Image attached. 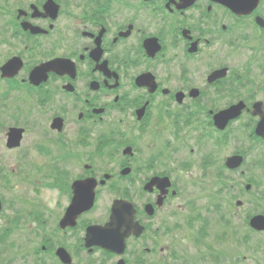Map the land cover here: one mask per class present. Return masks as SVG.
Instances as JSON below:
<instances>
[{"label":"flooded vegetation","instance_id":"af4514ba","mask_svg":"<svg viewBox=\"0 0 264 264\" xmlns=\"http://www.w3.org/2000/svg\"><path fill=\"white\" fill-rule=\"evenodd\" d=\"M0 1V49L6 50L0 51V82L7 86L0 99L10 101L18 88L41 96L39 105L25 107L26 126L11 125L24 128L20 144L5 145L26 169L16 179L32 176L41 187H25L9 199L0 195V216L5 205L11 210L3 216V232L12 235L16 224H26L29 234L36 233L31 228L37 226L40 249L47 251L52 239L46 226L54 225L55 236L75 246L88 226L103 224L110 214L105 208L99 214L104 217L94 219L91 209L75 225L60 226L74 177H92L98 181V199L107 189L122 188L121 198L134 202L144 231L128 240L149 242L144 254L152 253L154 264H162L164 252L173 258L174 250L161 245L156 255L155 248L160 235L174 234L175 210L184 208L176 177L190 174L184 167L192 162H182L179 155L189 149L198 157L194 164L218 175L219 148L232 139L234 154L247 159L258 152L264 168V140L255 134L259 117L253 114L255 105H264V0L241 11L220 0ZM50 2L58 6L56 16ZM16 57L22 67L11 78L2 77L1 66ZM53 59L62 60L58 70L30 83L32 69ZM236 105H243L240 114L219 128L216 115ZM29 128L36 137L24 146ZM260 141L263 147L256 145ZM207 145L209 152L199 157ZM8 173L14 174L0 168L3 188H8ZM65 176L70 180L63 183ZM154 178H169L170 186L148 185ZM44 188L56 191L53 205L41 195ZM68 244L57 246L70 249Z\"/></svg>","mask_w":264,"mask_h":264},{"label":"rangeland","instance_id":"374dc122","mask_svg":"<svg viewBox=\"0 0 264 264\" xmlns=\"http://www.w3.org/2000/svg\"><path fill=\"white\" fill-rule=\"evenodd\" d=\"M1 4V1H0ZM2 48V47H0ZM1 52H5L6 50L0 49ZM4 57L0 56V61ZM7 86L0 82V93H2ZM16 92L13 94V99L10 98L8 107L5 114H0V168L4 167L6 171L13 170L14 174L10 176V181L8 188H3V183L6 181L0 180V195L4 196L6 199H9L13 193H21L24 191L25 187L38 186L41 187V182L37 184L34 182V177L30 176L29 180H18L16 179V175L26 174V169L24 168V163L16 158V154L9 152L5 147V130L8 126L18 124L20 126H26L28 121L25 117V107L37 106L38 101L40 99V94H33L26 89L20 88L19 90H14ZM24 107L20 109L17 113L13 112L14 106ZM3 104L0 99V111H2ZM8 114L10 116H8ZM36 123L39 124V120L35 119ZM244 121V120H243ZM40 133V128L37 127L35 129ZM36 137V134L33 133L32 128H29L26 134L24 135V146L28 143V139L30 141ZM220 146V145H219ZM236 143L234 141L228 140L222 143V147L219 148L218 159L221 162H217L214 165H220V175L217 176L216 173L214 175L207 174V171L212 170L213 168L208 167L204 171L200 168L199 164H194L193 160L198 158L197 155L189 153V149L186 151L184 155H179V159L182 162H189L186 164L184 169H188L190 174H187L184 171V174H180L176 177V179L180 182L182 186V195H181V203L184 206L183 210L176 211V217L174 219V234L173 235H160L159 245L155 248L156 255L159 254V246L161 245H170V248L175 250V255L178 258L174 259L170 257L167 251L164 252V261L162 264H214L213 260L209 258L205 262L199 259L198 253L199 250L195 246L193 242V236L197 229H199L202 225H206V230L210 232V236L203 238L206 243H209L212 247V250H219L220 248L223 250H234L238 254L247 255L248 259L241 261L239 264H264V232L263 233H253L249 231V227L245 222V218L247 215H253L256 213H263L264 211V201L259 199L261 196V192L264 189V168L261 167V161H263L262 156H260L257 152L254 156L251 154L247 160L245 161L244 167L242 169L246 170V173L241 176L239 173H232L231 171L225 170L223 167L224 160L227 156L233 154L236 149ZM210 145L206 146L204 151H201L199 154L203 156L206 151L209 152ZM253 148V146H252ZM259 147H255V150ZM218 150V149H216ZM18 153V152H17ZM257 165V166H256ZM203 170V171H201ZM216 170V169H215ZM222 175V176H221ZM43 182H46L41 177H38ZM75 178V177H74ZM70 180V177L65 176L63 178V183H66ZM120 184L126 185V181L124 179H120ZM217 180L222 185V183H226L223 185V189L221 191H216L217 188ZM21 181V182H18ZM215 181V182H214ZM214 182V184H213ZM250 183V190L245 189V184ZM122 188L117 189H107L102 194L101 199L99 200L98 206L92 212L95 216L94 219H101L99 214L102 213L105 208L108 206V201L118 196V192ZM47 190L44 188L41 191V195L47 197V202L49 203V199L53 200L50 205H53L54 198L56 197V191ZM132 199L135 197V192L132 191ZM33 196L31 192L29 197ZM242 200V205L237 207L235 205L236 200ZM64 202V201H63ZM11 210L8 209V205H5L4 214L0 216V231L3 229L2 220L3 216H8ZM105 214V213H104ZM223 217V218H222ZM197 218L196 225L190 230L188 226L183 223V219H193ZM202 218V219H198ZM224 219V220H222ZM228 221L225 223V221ZM179 223L178 225H176ZM26 227V233L29 234V230ZM31 229H36L29 234L27 247L23 245L24 237H20L18 234L14 233L10 237L7 238L6 244H0V264H57L56 258L53 254L49 252H44L40 249L41 247V236L39 235V227L33 226ZM52 225L46 226L47 233L52 236V245H56L60 242H64L68 244V241L65 239H59L54 234H51ZM237 233H233L234 231ZM188 231V232H187ZM227 234L222 235L223 232ZM247 234L249 239L248 245H237L236 238ZM222 236V240L220 243H217V236ZM14 243H16L14 245ZM71 247V251L74 253L76 249L71 242L68 244ZM144 246L150 248L149 242L145 240L139 242L129 243V247L127 253L123 256L125 258L127 264H134V258L132 255L137 253L140 249L142 250ZM205 247H201V251H203ZM39 252L38 255H34L33 252ZM81 251V250H79ZM200 251V252H201ZM209 253V251H207ZM86 253V252H85ZM84 252L77 255V264H116L117 258L105 256L100 251L92 255H86ZM28 254V255H27ZM27 255V257H26ZM259 255V256H258ZM105 256V257H104ZM239 256V257H241ZM156 257L150 254L145 255L146 264H154ZM161 259V258H160ZM187 259L189 261H187ZM259 260L260 262H257ZM195 262V263H194ZM160 264V263H158ZM225 264V263H221Z\"/></svg>","mask_w":264,"mask_h":264},{"label":"water","instance_id":"95a60500","mask_svg":"<svg viewBox=\"0 0 264 264\" xmlns=\"http://www.w3.org/2000/svg\"><path fill=\"white\" fill-rule=\"evenodd\" d=\"M224 4H227L234 10L241 11L247 4L253 6L256 0H220ZM49 6V3L47 4ZM52 13L56 16L57 6L50 3ZM25 28V25L23 26ZM62 60L53 59L45 62L34 68L31 72L30 80L33 83H39L45 79V75L49 71H57L61 65ZM21 67L19 58L9 59L2 67V76H12ZM43 77H35V75H42ZM241 106H234L217 115V126L224 128L227 120L233 116H236L240 111ZM256 110V109H255ZM255 112V111H254ZM256 112L260 115V121L256 127V134L264 138V107H261ZM22 129L11 128L8 133V146H16L19 144L21 138ZM242 162V157L239 155H233L227 158L225 164L228 168H237ZM166 179V178H165ZM167 180V179H166ZM94 179H85L81 181H75L73 184L74 196L67 212L61 222L62 226L66 224L75 223L74 219L83 211L89 209L92 206L95 186ZM249 188V185L247 186ZM241 202L238 201V204ZM1 207V206H0ZM135 209L133 204L126 200H114L111 215L109 221L104 226H90L85 236V246L91 247L93 245L100 246L102 248L113 251L117 254H122L125 248V239L134 234L138 236L142 232V226L138 222L134 221ZM250 225L256 230H264V215L257 214L251 217L249 221ZM56 254L63 263H70L71 258L68 252L60 247L57 249ZM118 264H124V261L119 260Z\"/></svg>","mask_w":264,"mask_h":264},{"label":"trees","instance_id":"16d2710c","mask_svg":"<svg viewBox=\"0 0 264 264\" xmlns=\"http://www.w3.org/2000/svg\"><path fill=\"white\" fill-rule=\"evenodd\" d=\"M260 199L262 198V196L259 197ZM0 256H1V253H0Z\"/></svg>","mask_w":264,"mask_h":264}]
</instances>
